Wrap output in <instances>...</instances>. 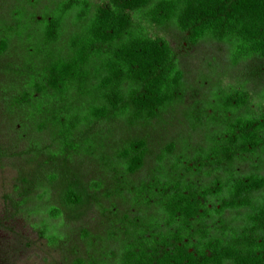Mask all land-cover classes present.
I'll return each instance as SVG.
<instances>
[{
  "label": "trees",
  "instance_id": "1",
  "mask_svg": "<svg viewBox=\"0 0 264 264\" xmlns=\"http://www.w3.org/2000/svg\"><path fill=\"white\" fill-rule=\"evenodd\" d=\"M0 99L7 219L69 264H264V0H0Z\"/></svg>",
  "mask_w": 264,
  "mask_h": 264
},
{
  "label": "rangeland",
  "instance_id": "2",
  "mask_svg": "<svg viewBox=\"0 0 264 264\" xmlns=\"http://www.w3.org/2000/svg\"><path fill=\"white\" fill-rule=\"evenodd\" d=\"M220 49L212 45H202L192 51L183 61V68L189 84H194L198 74H208L210 66L223 63ZM222 70H219L221 72ZM194 94H197L194 91ZM192 93L188 95V100ZM1 100V99H0ZM194 100V97H193ZM0 138L6 137L8 124L15 122V118L6 113L3 102H0ZM9 115V116H8ZM20 165L17 161L0 164V264H69L72 259L69 255V242L61 245L63 248L54 249L47 242L41 240L37 233L24 219H7V204L5 196L13 189V180L16 176L15 168ZM95 216L89 212L82 221L75 223L77 230L95 229ZM96 219V218H95Z\"/></svg>",
  "mask_w": 264,
  "mask_h": 264
},
{
  "label": "flooded vegetation",
  "instance_id": "3",
  "mask_svg": "<svg viewBox=\"0 0 264 264\" xmlns=\"http://www.w3.org/2000/svg\"><path fill=\"white\" fill-rule=\"evenodd\" d=\"M112 252L114 253V250H112ZM69 255L71 256L72 261L74 260L76 255L86 256L85 258H87V250H69Z\"/></svg>",
  "mask_w": 264,
  "mask_h": 264
}]
</instances>
